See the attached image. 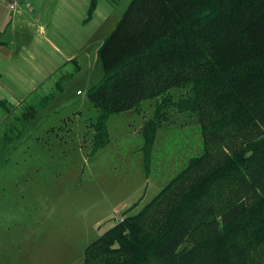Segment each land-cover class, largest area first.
<instances>
[{"label":"rangeland","instance_id":"obj_1","mask_svg":"<svg viewBox=\"0 0 264 264\" xmlns=\"http://www.w3.org/2000/svg\"><path fill=\"white\" fill-rule=\"evenodd\" d=\"M52 2L40 21L43 27L52 21L60 24L47 30L58 51L38 33L5 41L14 61L0 68L8 103L0 107V264H83L90 244L166 191L196 158L204 153L212 158L203 171L216 161L198 119L170 107L164 108L169 119L157 127L147 148L143 131L153 118L156 99L111 115L106 122L109 142L92 152L96 112L86 96L102 75L96 52L132 0H97L92 13V0L58 1L65 16L50 18ZM41 45L47 59L24 60L22 46L35 54ZM61 56L71 59L62 66ZM59 80L60 90L55 85ZM179 95L175 92L173 99ZM184 181L176 180L172 188ZM183 189H172L161 204H153L141 229L158 230ZM215 190L220 197L212 202L224 222L230 205L244 204L231 220L238 225L255 195L241 179ZM112 241L107 240L108 249ZM98 250L103 252L105 245Z\"/></svg>","mask_w":264,"mask_h":264},{"label":"trees","instance_id":"obj_2","mask_svg":"<svg viewBox=\"0 0 264 264\" xmlns=\"http://www.w3.org/2000/svg\"><path fill=\"white\" fill-rule=\"evenodd\" d=\"M96 55L102 75L86 96L96 112L92 152L109 142L111 115L156 99L143 131L147 148L170 107L198 119L216 161L203 171L212 158H196L176 178L185 180L178 187L174 180L90 244L83 264H264V0H132ZM239 179L255 198L234 225L244 204L230 205L224 222L212 198ZM171 188L183 190L168 219L158 230L141 229Z\"/></svg>","mask_w":264,"mask_h":264},{"label":"crops","instance_id":"obj_3","mask_svg":"<svg viewBox=\"0 0 264 264\" xmlns=\"http://www.w3.org/2000/svg\"><path fill=\"white\" fill-rule=\"evenodd\" d=\"M9 1L10 0H0V36H5L4 39L0 41V68H5L14 61L12 50L8 47L5 42L6 40H13L14 37L20 35L24 37L31 33H38L44 37L45 43L54 47L53 43L47 36V30L49 29L48 27H53V29L56 30L60 26L59 23L54 24L53 21L48 24V27H43L41 24V16L44 10L46 11V5L49 3V0H21L14 12H10L7 9ZM58 1L64 4V0H53V4L49 8L50 18H53V16L57 18L58 15L65 16L64 11L60 10L62 9V5L59 4ZM56 4L59 5L55 8ZM68 8L69 7L67 6L65 13L68 11ZM46 13L48 14V12ZM42 47L43 46L41 45V51L37 49L38 52L36 51L34 54L30 52L28 48L22 46V51L25 54L24 60H28L30 63V61H35L37 56L38 58L47 59ZM53 49L57 50L55 47ZM16 59L18 60V57ZM59 59V63L63 66L69 62L71 58L70 56H64V58H62L61 56ZM1 77H3V74L0 69V84L2 83ZM3 88L5 89L6 87L0 85V93L4 92V95L0 97L1 99H4L5 96L7 97Z\"/></svg>","mask_w":264,"mask_h":264},{"label":"built area","instance_id":"obj_4","mask_svg":"<svg viewBox=\"0 0 264 264\" xmlns=\"http://www.w3.org/2000/svg\"><path fill=\"white\" fill-rule=\"evenodd\" d=\"M21 0H10L7 4V9L10 11V12H14L19 4Z\"/></svg>","mask_w":264,"mask_h":264}]
</instances>
